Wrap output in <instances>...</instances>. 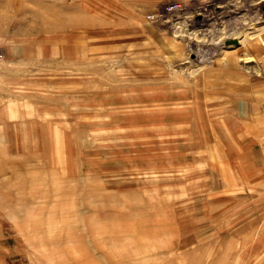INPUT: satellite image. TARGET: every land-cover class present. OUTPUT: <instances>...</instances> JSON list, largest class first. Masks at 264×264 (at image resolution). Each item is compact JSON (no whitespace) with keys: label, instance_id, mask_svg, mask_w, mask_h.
I'll use <instances>...</instances> for the list:
<instances>
[{"label":"rangeland","instance_id":"374dc122","mask_svg":"<svg viewBox=\"0 0 264 264\" xmlns=\"http://www.w3.org/2000/svg\"><path fill=\"white\" fill-rule=\"evenodd\" d=\"M261 39L264 0H0V264H264Z\"/></svg>","mask_w":264,"mask_h":264},{"label":"built area","instance_id":"2783aa9c","mask_svg":"<svg viewBox=\"0 0 264 264\" xmlns=\"http://www.w3.org/2000/svg\"><path fill=\"white\" fill-rule=\"evenodd\" d=\"M261 147H262V151H263V154H264V135L262 137V145H261Z\"/></svg>","mask_w":264,"mask_h":264},{"label":"water","instance_id":"95a60500","mask_svg":"<svg viewBox=\"0 0 264 264\" xmlns=\"http://www.w3.org/2000/svg\"><path fill=\"white\" fill-rule=\"evenodd\" d=\"M230 43H237V40L228 41V44Z\"/></svg>","mask_w":264,"mask_h":264},{"label":"bare ground","instance_id":"6f19581e","mask_svg":"<svg viewBox=\"0 0 264 264\" xmlns=\"http://www.w3.org/2000/svg\"><path fill=\"white\" fill-rule=\"evenodd\" d=\"M261 41H262V45H264V39H261ZM250 50V49H249Z\"/></svg>","mask_w":264,"mask_h":264}]
</instances>
